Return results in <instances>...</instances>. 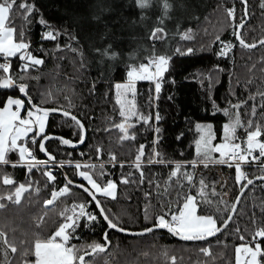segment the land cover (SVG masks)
Segmentation results:
<instances>
[{
	"label": "trees",
	"instance_id": "16d2710c",
	"mask_svg": "<svg viewBox=\"0 0 264 264\" xmlns=\"http://www.w3.org/2000/svg\"><path fill=\"white\" fill-rule=\"evenodd\" d=\"M164 1L174 3L177 0ZM199 1L198 13L192 20L173 31L163 30L157 34L162 37L160 39L151 38V33L162 28L161 25L155 20L147 25L146 10L140 7L138 0H15L10 13L8 25L15 29V37L27 43L28 52L42 59L43 63L22 71L23 61L17 54L10 58V72L0 71V79L10 75L17 85H27L32 104L67 110L82 122L86 137L80 147L70 148L57 139L48 140L45 147L56 160L87 161L97 165L95 169L82 171H89L102 185L109 180L115 181V199L99 195L97 198L113 222L127 230L152 227L155 217L168 211L165 204L175 208L177 200L186 195L196 196L200 201L198 214L213 215L219 226L227 218L242 184L236 181L235 167L218 163H208L205 167L197 159L195 142L199 131L196 125L209 122L215 136L213 144L222 143L223 125L234 119L233 114L237 112L230 106L239 103L242 105L238 109L241 122L247 126L248 120H252L254 125L259 124L264 130V108L260 107L264 103L260 95L264 93V45L260 43L264 40V0H246V4L242 0ZM22 2L34 9L26 19L25 11L19 8ZM232 8L235 9L234 21L229 19L226 11ZM240 24L243 27L237 28ZM238 29L245 43H254L256 47L242 46L236 38ZM49 32L56 38L46 39ZM142 32L155 48L167 46L164 53L171 59L161 80L158 98L151 82L142 80L136 84L135 109L139 114L151 117L152 122L134 121L136 126L129 132L135 135V139L121 142L122 133L114 127L122 121L114 88L117 82L127 80L133 55H137L133 63L146 61V57H140L141 47L135 44L139 38L135 36ZM189 35L190 38H186ZM225 43L233 47L226 56H220ZM188 48L194 49V54L177 53V49L184 52ZM116 53L120 57H116ZM10 96H20L29 105L28 98L14 86L0 90V108ZM253 105L257 109L255 117L251 115ZM224 109H229V115L224 114ZM157 113L161 117L158 123L155 122ZM156 127L161 129V133L159 143L154 145L153 129ZM47 133L79 140V129L62 114L48 116ZM236 134L243 141L245 128H238ZM261 139L264 140V136ZM141 145L145 146L143 184L140 183L139 171L134 167ZM154 147L161 153L165 164L147 163ZM97 148L100 149L99 157ZM36 153L42 157L39 150ZM113 155L115 162L111 161ZM213 156L219 159V153H213ZM8 159L13 163L18 161V153H9ZM193 160L197 161L195 168L191 164ZM175 163L185 165L182 172L186 170L194 174L191 185L182 178L179 183L176 178L169 183V174ZM121 164L124 167H120ZM262 165L246 164L242 168L251 179L264 175ZM50 167L56 177L51 182L42 174L45 168H33L29 177L26 167H0L3 174L18 183L27 185L29 178L33 182L20 206L6 202L7 207L0 211V225L4 226L9 241L14 242L17 248L16 253L8 249L5 257L2 249L6 245L0 243V264H24L25 259L27 264H34L35 256L29 254L22 258V252H30V242L35 236L42 239L50 237L63 222L59 213L73 204L83 203L87 211L100 217L96 205H89L90 197L71 185L69 194L46 209L44 201L51 198L53 189L59 190L64 186L65 174L73 181L86 184L77 176L78 170L74 165ZM101 171L104 173L102 176ZM122 177H128L129 183H121ZM201 179L207 186L205 193L212 201L211 205L201 201ZM11 190L12 186L0 183V193ZM146 193L150 195L146 197ZM226 206L228 211H225ZM146 209L148 219L145 218ZM41 216H44V222L38 227L36 221ZM260 228H264V181H255L243 192L233 221L209 239L183 241L164 229L130 236L109 229L102 218L98 222H87L81 218V226L68 245L77 248H87L93 243L106 245V250L94 258L86 256L87 264H236L237 246L247 243L254 248L258 242L264 250V238L252 239ZM105 232L107 242L104 240ZM240 236L245 239L241 240ZM203 248H210L211 256L201 252ZM259 259L264 264V255Z\"/></svg>",
	"mask_w": 264,
	"mask_h": 264
},
{
	"label": "snow or ice",
	"instance_id": "6c2138e0",
	"mask_svg": "<svg viewBox=\"0 0 264 264\" xmlns=\"http://www.w3.org/2000/svg\"><path fill=\"white\" fill-rule=\"evenodd\" d=\"M147 0H138L140 7H144ZM246 4V0H242ZM15 0H0V55H2L5 60H8L11 57L17 56L19 54L20 59L24 61L22 71H27L30 66H37L43 63L42 59L35 58L28 52L29 45L21 39L20 42L14 41V32L13 27L8 26V21L10 19V13L14 9ZM165 8L168 5L165 3ZM19 8L24 10L27 15H30L34 10L33 7L25 2L19 4ZM227 14L230 20H235V9H227ZM243 24L237 26V28H242ZM162 28H157L151 33V38L160 39L161 36H158V33H162ZM46 39H55V35L52 32H49L45 36ZM186 38H190V35ZM236 38L239 43L247 48H254L256 44H246L239 33H236ZM217 41L220 40L219 36L216 37ZM264 45V40L260 41ZM233 45L223 44V49L219 52L220 56H226L231 50ZM177 53L181 55H192L194 54V49L188 48L184 52H181L177 49ZM107 55V53H105ZM171 57H165L163 55L159 57L152 58L148 64H143L139 66V69L133 68L128 73L127 76L129 81L126 85L117 84L115 87L117 91L118 103L120 104V116L122 117V122L120 124L114 125L121 133V142L124 140H134L135 135L130 134L129 130L134 128L136 125L131 123L133 117H136L137 122H143L149 124L152 122L151 117L141 116L135 110V91L134 85L136 80H155V92L158 95L161 90V80L163 79L164 73L168 71L169 61ZM0 71L5 74L10 72V63H0ZM18 87L19 91L28 98L29 105L25 109L24 101L21 99L8 98L5 101V106L0 109V167L5 165H10L11 167H26L27 173L30 177L33 168L40 169L45 168L43 175L51 181H55L56 177L50 170H47L48 166H51L53 162L56 161V157L51 153H48L45 143L51 139H59L61 144L68 145L73 148L77 147L78 144H83L86 137V130L84 125L77 120V118L67 110L60 109H44L32 104L31 97L28 96L27 85L16 82L12 79L10 75H6L3 79H0V88H12ZM122 90V91H121ZM131 95L133 99H127V96ZM261 99L264 100V93H261ZM123 97V98H122ZM252 99H255L252 97ZM246 103V102H245ZM15 106V110H13ZM242 105L237 103L231 105L230 107L237 109V112L234 113V119L223 125V142L213 145L212 141L215 139L212 125L211 124H197L196 128L200 133L199 139L195 142V152L197 159L204 164L205 167L208 166V163H218L224 164L228 167H235L236 169V181L238 184H242L241 194L243 191L248 188L249 185H253L254 181L249 179L247 173L243 171L242 165L249 163H256L261 160H264V140L261 139L264 136V130L259 124L254 125L252 120H248L247 126H245L238 114V109ZM264 108V103L260 105ZM24 110L26 114L22 117L21 111ZM256 106L253 105L251 109V115L256 116ZM50 112H61V114L71 119L74 122V125L79 129V140L77 143H73L69 139H64L61 137H53L46 134L47 119ZM225 115H229V109L223 110ZM161 117L157 113L155 116V122L158 123ZM245 128L246 137L243 141H240V138L237 136V129ZM254 130H248L253 129ZM154 131V141L153 144H158L160 140L161 129L156 127ZM29 134H32L31 136ZM182 135V134H181ZM180 137H178L179 139ZM37 140L40 141L39 149L42 153L47 156L46 160L36 159L32 150H30L27 145L29 142L33 146L36 145ZM21 141L23 143H21ZM243 145V146H242ZM144 145L140 146V149L135 157L134 167L139 171L140 174V183H144V173H143V162H144ZM256 155L255 153H257ZM16 152L18 153L19 159L16 163L11 162L8 159V154ZM213 153H219V159H215ZM97 154L99 157L100 149L97 148ZM83 155V153H80ZM159 157V159H157ZM116 157L111 156V161L115 162ZM70 163V162H69ZM147 163H159L165 164L166 161L162 158L161 153L153 148V152L150 158H148ZM192 167L197 166V161H191ZM59 167H64L65 162L61 161L58 164ZM115 166V165H113ZM74 167L77 170L80 169H95L97 165L95 164H86L82 165L81 163H75ZM101 170L103 165H99ZM120 167H124L123 164ZM264 167V165H262ZM185 168V165L181 163H175L174 169L169 174V183L173 181V178H176V182L179 183V179H183L188 182L190 185L194 180V174L189 173L188 171H181ZM100 175H104L103 171L100 172ZM77 176L83 178L87 182L88 187L84 184L75 185L73 180L65 176L66 183L59 190L53 189L51 192V198L44 201L45 208L48 206H54L55 202L62 196H66L70 193V185L81 188L85 193L91 197V203L96 205L100 213L98 217L94 212H89L86 210V205L73 204L71 208L63 209L59 215L63 218V222L55 230V232L48 237L47 239H42L38 235L35 236L34 241L30 242V252H22V258H26L27 255L31 254L35 256V264H87L85 259L86 256H92L102 253L106 250V245H101L98 243H93L88 245L87 248H77L75 245L68 246L69 240L72 238V235L76 232L77 228L81 226V218H84L87 222H98L102 218L106 223L109 229H116L121 232H125L126 229L119 227L118 223L113 222V219L110 218L108 212L105 210L104 206L100 199L97 196H103L106 198L115 199L116 198V189L117 184L115 181L109 180L103 185L97 182V179H94L93 175L89 171H78ZM257 179L264 180V176L258 177ZM246 181V183H243ZM0 183L2 185L12 186V190L7 193H0V211H3L7 207L6 202H11L17 206H20L24 198V194L29 192L33 187V182L29 178L27 185L25 183H18L11 176L3 174L0 171ZM121 183H129L128 177H122ZM151 183V181L149 182ZM200 190L199 194L201 201L209 205L212 204V201L207 199L205 189L206 185L204 180L199 181ZM159 187V185H157ZM38 192L39 189L37 188ZM167 191V188L164 189ZM213 195L215 192L213 190ZM146 197L150 193L145 194ZM240 198L237 197V201L231 206L230 213L226 219L218 226L217 219L213 215H203L198 214L200 208V201L197 200L196 196L186 195L182 199H178L175 208H172L170 204H165L164 207L168 208V211L163 212V214L157 215L155 217V223L152 227L145 228L140 233H130L132 235H144L146 233H152L157 229H166L176 236H180L184 240H206L209 237H214L217 233H220L228 226L230 222L233 221V215L237 211V205L239 204ZM78 210V211H77ZM217 212L220 211L219 208L216 209ZM225 211H228L227 206ZM47 215V212H45ZM145 218L148 219L147 209L145 210ZM44 222V216L39 217L36 221L37 226L39 227ZM239 232V229H237ZM257 237L264 238V228H260L255 231L252 239L255 241ZM241 240H244V236H240ZM104 240L107 242V232L104 233ZM0 243L6 245L5 249H2L5 257H7V250L10 249L12 253L17 252L14 242H10L7 236V232L4 231V226L0 225ZM23 244L24 242L21 241ZM110 243V242H108ZM87 249H90L88 251ZM206 256H211L210 248L201 249ZM236 252V264H261V261L258 257L264 255V250L261 249L260 244L257 242L255 247L249 246L247 243L241 244L235 249ZM174 261V258H173ZM10 264V262H9ZM24 264H27L26 259Z\"/></svg>",
	"mask_w": 264,
	"mask_h": 264
},
{
	"label": "rangeland",
	"instance_id": "374dc122",
	"mask_svg": "<svg viewBox=\"0 0 264 264\" xmlns=\"http://www.w3.org/2000/svg\"><path fill=\"white\" fill-rule=\"evenodd\" d=\"M165 3L166 2L164 0H147L145 6L143 7V9L146 10V15H147L146 23H147V25L148 26L151 25L153 23V21L155 20V22H157L158 24L161 25L162 29L165 30V32L173 31L174 29H176L177 27H180L185 22H188V21L192 20V18H194L196 16V14L198 13V7H200V1L199 0H177L174 3H166L168 5L167 8L164 7ZM135 37L136 38L139 37L138 39L135 40V44H136V46L141 47V48H139L140 57H142V58L146 57V61L145 62L133 63L134 61H136V58H137L136 54L133 55V57H132L133 61H132L131 65H130V67L128 69V72L131 69H133V68L139 69L140 65L148 64V62L154 57H159L161 55H163L165 57L167 56L164 53V52L167 51V46L159 45L158 48H155L154 47V43H151V41L150 42L148 41V40H150V38H146V34L144 32H142L141 34L138 33ZM14 41L17 42V43L20 42L15 37V35H14ZM142 49H145L144 51H147V52H144ZM115 56L116 57H120V54L116 53ZM0 57H3V56L0 55ZM35 58H38V57H35ZM23 64H24V61H23ZM128 81H129V78L127 76V80H125L123 82H117L115 84V86L117 84L126 85L128 83ZM139 81H142V80H136L135 81V85H134V91H135L134 102L136 100V84ZM146 81L151 82L152 85L155 86V80H146ZM114 89H115L116 98H117V91L118 90L116 89V87ZM8 98L21 99V100L24 101L25 109L30 107L25 102V100L22 97H20V96H16V97L10 96ZM127 99H133V97L131 95H128ZM117 100H118V98H117ZM4 106H5V104H4ZM2 108H0V109H2ZM13 110H15V106H13ZM25 114H26V112L24 110H22L21 111V116L23 117ZM140 115L144 116L142 114H140ZM144 117H146V116H144ZM134 121H137L136 117H133V119L131 120V123H134ZM198 124H210V123L209 122H199ZM29 135L31 136L32 134H29ZM199 136H200V133H199ZM198 139H199V137H198ZM21 143H23V142L21 141ZM212 143H213V141H212ZM37 144L38 143H36V145L33 146L31 144V142H29L28 145H27V147L30 150L33 151L34 155H35V152L37 151ZM255 154L258 155L259 153L257 152ZM59 161L60 162L63 161V162H65V164H71V165H74L77 162L81 163L82 165H86V164H90L91 163V162H87V161H77V160H59ZM16 162L17 161H15L14 163H16ZM52 165H58V164H52ZM50 168L51 167L48 166L47 170H50ZM81 170H85V169L82 168V169H80L78 171H81ZM236 175H237V173H236ZM85 183L87 185L86 181H85ZM44 207H45V205H44ZM48 207H50V206H48ZM34 264H35V262H34Z\"/></svg>",
	"mask_w": 264,
	"mask_h": 264
},
{
	"label": "water",
	"instance_id": "95a60500",
	"mask_svg": "<svg viewBox=\"0 0 264 264\" xmlns=\"http://www.w3.org/2000/svg\"><path fill=\"white\" fill-rule=\"evenodd\" d=\"M237 32L239 33V29L237 30ZM236 32V33H237ZM4 78V77H3ZM3 78H1V79H3ZM17 84V83H16ZM4 89H9V88H0V90H4ZM35 105V104H34ZM36 106H38V105H36ZM30 107H31V105H30ZM38 107H40V106H38ZM40 108H44V109H60V108H55V107H40ZM60 110H63V109H60ZM52 114H61V112H50V114L49 115H52ZM71 115H73L72 113H71ZM73 116H75V115H73ZM76 117V116H75ZM77 118V117H76ZM77 120H79L78 118H77ZM80 121V120H79ZM81 122V121H80ZM122 122V121H121ZM82 123V122H81ZM85 128V127H84ZM86 130V129H85ZM48 135H51V136H53V137H61V138H64V139H67V138H65V137H63L62 135H59V134H54V133H47ZM57 140H59V139H57ZM72 141V140H71ZM73 143H77L78 141H72ZM39 143H40V141H39ZM39 143H38V145H37V149L39 150V152L41 153V155L44 157V158H47V156L44 154V153H42L41 151H40V149H39ZM46 144V143H45ZM82 144H78V146L77 147H75V148H78V147H80ZM66 146H68V145H66ZM68 147H70V148H73V147H71V146H68ZM49 153V152H48ZM65 176H67L66 174H65ZM261 176H264V175H258V176H255V177H253V178H251L254 182L255 181H264V180H260V179H257L258 177H261ZM68 177V176H67ZM69 178V177H68ZM70 179V178H69ZM74 182V184L75 185H79V184H84V183H82V182H80V181H73ZM86 187H88L86 184H84ZM72 186V185H71ZM75 187V186H74ZM77 188H79V187H77ZM80 190H82L81 188H79ZM246 190V189H245ZM244 190V191H245ZM83 191V190H82ZM243 191V192H244ZM84 192V191H83ZM85 193V192H84ZM87 194V193H86ZM88 195V194H87ZM89 196V195H88ZM241 196H242V194H241V189L239 190V192H238V194H237V196L235 197V199H234V202H233V204L237 201V197H239V198H241ZM90 197V196H89ZM90 199H91V197H90ZM231 210V209H230ZM229 214H231L230 212H229ZM228 214V215H229ZM232 215H234V214H232ZM107 224V223H106ZM115 231H117V232H119V233H121V234H125V235H130V236H137V235H132V234H130V233H140V232H142L144 229H142V230H127L126 229V231L125 232H121V231H118V230H116V229H114ZM164 230H166V229H164ZM168 231V230H167ZM169 232V231H168ZM171 235H173L175 238H177V239H179V240H183V241H191V240H184V239H182L180 236H176V235H174V234H172L171 232H169ZM218 234V233H217ZM209 238H211V237H209ZM208 238V239H209ZM197 241H201V240H197Z\"/></svg>",
	"mask_w": 264,
	"mask_h": 264
},
{
	"label": "built area",
	"instance_id": "2783aa9c",
	"mask_svg": "<svg viewBox=\"0 0 264 264\" xmlns=\"http://www.w3.org/2000/svg\"><path fill=\"white\" fill-rule=\"evenodd\" d=\"M11 62V59L9 58L8 60H5L4 57H0V63H10ZM38 145V144H37ZM38 151V150H37ZM35 157L36 159L38 160H46L47 158H44V157H39L37 155V153L35 152ZM59 160H56L55 162H53L52 164H59ZM250 164H264V160H261L259 162H256V163H250ZM244 172H246V170L244 168H242Z\"/></svg>",
	"mask_w": 264,
	"mask_h": 264
},
{
	"label": "crops",
	"instance_id": "0c3cea01",
	"mask_svg": "<svg viewBox=\"0 0 264 264\" xmlns=\"http://www.w3.org/2000/svg\"><path fill=\"white\" fill-rule=\"evenodd\" d=\"M239 246H240V245H239ZM237 247H238V246H237ZM237 247H236V248H237ZM235 260H236V252H235Z\"/></svg>",
	"mask_w": 264,
	"mask_h": 264
}]
</instances>
